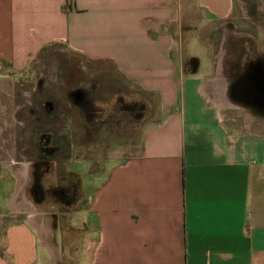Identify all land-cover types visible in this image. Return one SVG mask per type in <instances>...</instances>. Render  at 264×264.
<instances>
[{"label":"crops","instance_id":"crops-1","mask_svg":"<svg viewBox=\"0 0 264 264\" xmlns=\"http://www.w3.org/2000/svg\"><path fill=\"white\" fill-rule=\"evenodd\" d=\"M193 6L220 34L208 67L185 61L179 25ZM261 15L264 0H0V264L57 254L68 227L51 210L73 202L42 177L59 167L67 185L79 182V207L61 218L80 264H264ZM235 20L247 27L216 28ZM53 52L159 99L137 142L80 160L62 147L73 85L29 72ZM249 75L256 88L243 85ZM44 134L60 151L55 173L42 172Z\"/></svg>","mask_w":264,"mask_h":264},{"label":"rangeland","instance_id":"rangeland-1","mask_svg":"<svg viewBox=\"0 0 264 264\" xmlns=\"http://www.w3.org/2000/svg\"><path fill=\"white\" fill-rule=\"evenodd\" d=\"M188 8L191 10L184 13L182 22L179 25L182 32L181 41L183 42L185 61L194 60L202 67H208L210 53L207 49L208 45L211 42L212 44L216 42V46H218L220 34H217L218 36L213 35V37L209 36V31L214 29V23L210 22L196 6ZM258 21L264 23V16L261 15ZM222 24H218L216 27L218 31L224 29L235 31L236 29L237 32H241L247 27L246 24L244 25L236 20L228 22L227 25ZM248 29H252V27H248ZM240 41L239 38L229 39L227 46L231 49V52H234L233 49L238 46ZM74 59L73 57L70 58L67 53H49L44 55L43 58L41 57L36 66L34 65L36 70L29 71L32 77L38 78L39 74H42L45 78L57 75L65 79L68 84L73 85L70 142L67 146L62 144V147H66V151L71 153L74 159L80 160L101 153V151L107 150L115 144L118 146V144L137 142L142 125L156 115L159 109V99L156 96L144 93L138 87L125 83L118 75L111 72H106L98 67H78ZM54 68H58V71L56 72ZM202 73L203 71H201ZM79 91L81 94H78V100L81 95L86 98L83 104L76 102L73 97ZM48 137H50L48 134L41 136V149L43 158L51 164V167L45 166L47 168L46 172L48 173L51 169L55 173V165L50 161L53 156L50 158L51 155L43 150ZM46 168L42 167V172ZM61 170L62 168L59 167V177H42V179L45 182V180L55 181L57 178L61 185H67L68 183L62 180ZM73 184L74 189L77 191L75 201H72L73 206L66 209L57 205L55 209L51 210L57 212V219L54 222L58 227H71L70 220L67 219L64 223L61 215L65 211H69L72 215L79 207L77 202L81 195L79 194L78 180H75ZM49 203H51L50 200ZM50 216L52 217V215ZM77 217L80 218L79 213H77ZM68 228L63 229V232L60 231L61 233L59 232L58 252L51 261L48 260L47 264H80L78 256L80 245L77 243L72 246L70 245L71 242L68 245L69 239L67 238L70 235V232L67 231ZM65 231L68 232V235H65ZM63 234L64 244H62L61 239ZM71 235L73 236V234Z\"/></svg>","mask_w":264,"mask_h":264},{"label":"flooded vegetation","instance_id":"flooded-vegetation-1","mask_svg":"<svg viewBox=\"0 0 264 264\" xmlns=\"http://www.w3.org/2000/svg\"><path fill=\"white\" fill-rule=\"evenodd\" d=\"M252 75H249L248 76V78H247V80H246V82L243 84V85H245V87H246V85H247V87L246 88H250V89H252V88H256V87H254L255 85H253V82L250 80V81H248L249 79H250V77H251ZM257 76H254L252 79H254V78H256ZM78 94H81L80 93V91L79 92H77V93H75V95H73V97H74V100L76 101V102H78V103H84L85 101H86V98H85V96H83L82 97V95H81V98L78 100V97H79V95ZM254 104H260L262 107H264V101H261V102H254ZM86 111H88V109H86ZM52 141V140H51ZM46 143L47 144H45V146H43V150L47 153V154H49V155H51V156H49L50 158H52V156H53V158L55 157V150H54V147H53V145H50L51 144V142H50V137H48L47 138V141H46ZM60 154V151H57V154ZM56 154V155H57ZM59 154H58V157H57V159L59 158ZM49 158V159H50ZM60 160V159H59ZM50 161H52L51 159H50ZM45 162L46 163H49L48 162V160H45ZM60 162V161H59ZM59 162H58V164H59ZM45 166H48V165H45ZM44 166V168H46ZM46 170H47V168L46 169H44V171L46 172ZM59 170V169H58ZM76 177V176H75ZM75 188V186H74V184H70V185H67V186H65V185H60L59 186V189H58V192H57V195H58V197H59V199H63L64 200V202L65 201H67V202H69V201H75V197H76V189H74Z\"/></svg>","mask_w":264,"mask_h":264},{"label":"bare ground","instance_id":"bare-ground-1","mask_svg":"<svg viewBox=\"0 0 264 264\" xmlns=\"http://www.w3.org/2000/svg\"><path fill=\"white\" fill-rule=\"evenodd\" d=\"M220 72V71H219ZM218 83V82H217ZM221 84V83H220ZM222 85V84H221ZM216 87V86H215ZM220 87V86H219ZM221 88V87H220ZM221 91V90H220ZM224 91V90H223ZM218 94H220V93H218ZM220 96V95H219ZM230 97V96H229ZM220 101V100H219ZM223 101V100H222ZM237 101V100H236ZM222 104V103H221ZM225 104V103H224ZM224 107H225V105H224ZM223 107V108H224Z\"/></svg>","mask_w":264,"mask_h":264}]
</instances>
